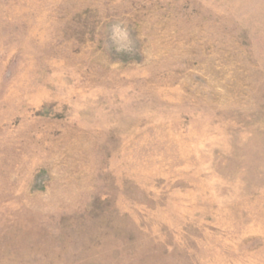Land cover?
<instances>
[{
  "label": "rangeland",
  "instance_id": "374dc122",
  "mask_svg": "<svg viewBox=\"0 0 264 264\" xmlns=\"http://www.w3.org/2000/svg\"><path fill=\"white\" fill-rule=\"evenodd\" d=\"M0 264H264V0H0Z\"/></svg>",
  "mask_w": 264,
  "mask_h": 264
}]
</instances>
